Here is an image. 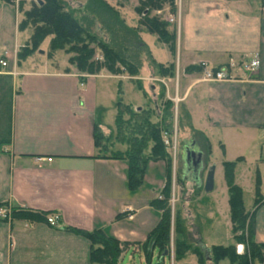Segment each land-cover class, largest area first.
Returning <instances> with one entry per match:
<instances>
[{
    "label": "crops",
    "instance_id": "0c3cea01",
    "mask_svg": "<svg viewBox=\"0 0 264 264\" xmlns=\"http://www.w3.org/2000/svg\"><path fill=\"white\" fill-rule=\"evenodd\" d=\"M17 26L15 6L0 1V58L8 63L0 71V207L36 210L58 221L53 227L0 220V264H91L90 242L70 229H101L127 244L125 252L143 255L139 244L160 221L152 201L161 198L165 184V176L158 172L156 179L153 171L165 164L149 161L142 184L130 190L127 162L107 158L125 148L111 146V133L98 121L104 108L98 79L119 78L48 65L32 69L25 67L27 60L17 64V50L26 42V37L20 41ZM175 29L177 62L169 50L166 61H157L148 48L156 62L181 68L177 96L192 127L209 143L212 136L221 138L220 144L255 134L264 138V4L186 0ZM254 55L260 66L250 75L243 63ZM201 62L229 69L234 79L204 81ZM97 129L106 138L104 151L94 145ZM263 209L264 202L254 214V236L261 244Z\"/></svg>",
    "mask_w": 264,
    "mask_h": 264
},
{
    "label": "trees",
    "instance_id": "16d2710c",
    "mask_svg": "<svg viewBox=\"0 0 264 264\" xmlns=\"http://www.w3.org/2000/svg\"><path fill=\"white\" fill-rule=\"evenodd\" d=\"M0 1L13 3V0ZM78 1L83 4L76 10L67 7L65 0H30L27 9H24L26 0L19 1L18 10L22 19L17 27L20 33H26V43L17 52V64L26 61L47 40L50 56L59 51L69 55V68L65 69L67 73L71 71L70 67H73L78 74L96 75L105 70L112 75L126 74L135 78L143 75L148 67L150 75L154 77H174L175 64L164 65L156 62L148 46L140 38V34L156 36L158 42L165 45L174 56L177 48L176 29L168 28L169 23L164 20L163 15L165 11L170 16L176 14L175 0H137L139 5L135 12L140 15L137 27L128 25L120 12L105 0ZM258 1L264 4V0ZM157 11H161V14L157 15ZM101 33L103 35H100ZM97 51L102 56V61L94 59ZM199 70L201 71L200 68ZM133 81L136 82L137 89L141 91L143 97L147 99L144 84L139 79ZM156 101L160 111L156 115L158 122H152L150 111L141 110L132 113L127 105L118 103L115 139L126 145V148L123 151H112L107 157L127 162L130 190H135L142 184L149 161L165 164V184L160 191L161 198L152 201V205L160 212V221L149 233L147 240L139 244L148 262L152 257V248L156 247L159 255L168 250L171 227L169 201L172 157L169 148L164 144L162 134L170 133L173 129V103L165 98L162 86L159 87ZM124 115L129 116L127 120H124ZM134 118H136L135 122L132 123ZM178 130L179 133L183 131L182 136L187 135L200 147L207 148L205 150L210 154L211 146L208 139L192 127L189 115L181 105L178 107ZM184 130L188 132L185 133ZM105 139L99 129L95 130L96 148L104 151ZM179 143H181L180 139ZM262 161L264 162V158ZM234 167L235 163H223L224 177L229 191L231 234L234 243L227 246H212L211 262L213 264H219L222 261H228L229 264H259L264 244L255 240L254 214L261 203L254 204L251 214L245 212L242 190L234 184ZM258 195H260L259 191L256 197ZM47 217V213L29 209L15 208L11 212L12 219H23L31 223L46 222ZM69 231L90 242L91 264H118L126 250L127 244H121L101 229L92 231L70 229ZM181 234L184 240L177 243L178 256L182 254L180 249L184 250L183 253L190 250L185 242V228ZM237 244L245 246V253L242 256L236 254ZM193 254L197 255V251H193ZM202 261L198 259L199 264H204Z\"/></svg>",
    "mask_w": 264,
    "mask_h": 264
},
{
    "label": "rangeland",
    "instance_id": "374dc122",
    "mask_svg": "<svg viewBox=\"0 0 264 264\" xmlns=\"http://www.w3.org/2000/svg\"><path fill=\"white\" fill-rule=\"evenodd\" d=\"M65 1L67 2V7L72 10L80 9L81 4H83L78 0ZM105 1L120 12L128 25L132 27L138 26L140 15L136 14L135 12V9L139 5L137 0ZM185 1L186 0L182 1L181 8H183ZM225 1L230 2L234 0ZM28 2H30V0H26L24 9L28 8ZM11 4L15 6L17 23H19V21L22 19V15L18 10V5L15 3ZM165 14L166 11L163 15V18H165L167 15ZM168 25V28L173 30L176 24L169 23ZM94 31L97 32L98 30ZM100 35L103 34L101 33ZM25 37L26 33H20L19 39L21 42ZM140 38H143L144 42L148 45L152 55L157 61L163 62L169 58L168 48L159 43L156 36L150 34H140ZM46 41L36 52L31 55L29 59H27L25 62V67L35 69L48 65L51 70L55 69L58 71L69 68V55L59 51L53 53L52 56H50ZM24 43L22 45H24ZM162 46H164L166 50ZM19 50L20 48H18L17 51ZM176 57L177 52L173 56L174 63L176 60L178 61V59L175 60ZM94 59L97 61H102V56L100 55L99 51H97L95 54ZM70 69L71 71H74L73 67H70ZM177 69L178 67L175 70L174 77L171 79V82L175 86L174 90L173 84H170V80L168 78H160L150 75L148 67L146 69L147 73L145 72L146 74L144 73L143 75L135 78L129 77L126 74L112 75L107 73L105 70H102L100 73L96 74L101 75L103 73L104 75L108 74L119 78V80L109 78L98 79L100 84L98 99L99 103L104 106L103 109L101 108L98 111V121L106 126V128L111 133V146L115 148H119L121 146L126 148V145L117 142L115 139V118L117 114L118 103L127 105L132 110V113L139 112L141 110L150 111L152 112V122H158L156 115H158L160 111L157 107L156 95L158 94L159 87L162 86L163 90L165 91V98L170 101L171 99H175L177 96V82L175 81L178 80V77L181 74V68H179L180 70ZM136 79H139L144 84L143 86L147 93V99H145L141 91L137 89L136 82L133 81ZM166 84L169 86L168 90ZM177 97L181 99L179 96ZM158 103H160V101H158ZM179 105H181V102L178 103L175 109V105L173 103V116L175 117L174 128L176 127V137L178 143L176 157L174 158L175 160H173V154L170 152L172 157V168L170 176L169 201L171 224L169 239L170 244L168 248L169 254L168 256H163L160 258L158 250L156 249L154 251V255L148 262L144 255H139V253H134V251L131 250L123 253L118 264H199L198 259L201 261L203 260L202 262L204 264H208L209 262L204 259L205 257L202 250L195 246L194 243L188 239L189 237L191 240L195 238L197 239V231L201 233L203 243L209 248H211L213 245L227 246L231 243H234L231 234L232 222L230 220L231 208L229 204V191L224 177L225 174L223 163L225 162L235 163L233 170L234 184L238 185L242 190L245 212H249V214H251L256 202H260L261 204L264 202V162L262 161V158H264V148H261L262 143H264V138L262 134H255L253 138H231L228 139L226 144L224 142L220 144L219 141H221V138H218V136H212L210 142V154H208L205 150L207 148L201 147L202 153H206L208 155L205 154V158L207 157L205 160L206 166L200 178V184L191 180H182L183 146L190 141V137H187V135L182 136L183 131L180 132L181 134L178 132ZM128 117L129 116L124 115V120H127ZM135 119L136 118L133 119L132 123L135 122ZM123 126H125V124H123ZM184 132L187 133L188 131L186 132V130H184ZM179 139L181 140V143H179ZM211 166L215 167L214 188L212 192L205 193L203 184L207 169ZM157 168L158 169L153 171V175L156 176V179H159V176H157L159 172L160 176L164 178L165 168L162 166ZM258 191L260 195L256 197V193ZM261 212V220L264 221V209ZM184 228L186 230L185 242L190 247V250L186 253H183L184 250L178 248L180 249V252H182V254H180L182 258H180V256L177 255V243L184 240L181 234ZM193 251H197V255L193 254ZM219 264L229 263L228 261H222L219 262Z\"/></svg>",
    "mask_w": 264,
    "mask_h": 264
},
{
    "label": "built area",
    "instance_id": "2783aa9c",
    "mask_svg": "<svg viewBox=\"0 0 264 264\" xmlns=\"http://www.w3.org/2000/svg\"><path fill=\"white\" fill-rule=\"evenodd\" d=\"M182 1L183 0H175V6H176V14L174 16H170L167 20H165L168 23H175L177 28L180 24V17H181V7H182ZM19 0H13V3L18 5ZM157 15L161 14V11L156 12ZM260 66V59L258 55H254L251 58H248L243 63L244 70L252 75L254 74ZM8 63L4 61L2 58H0V71L7 68ZM199 67L201 69L202 79L206 82H224V81H231L233 80V76L230 74V70L227 68H222L219 70L212 69L208 63L201 62L199 64ZM171 101L175 105V109L178 105V103L181 102V99H179L177 96L175 99H171ZM175 117L173 116V129L170 133L164 132L163 133V141L167 148L170 149V152L173 154V160L176 157L177 153V137H176V127L175 126ZM51 159H47V162H50ZM11 218V210L8 207H0V220H9ZM131 218V217H130ZM58 221V216L52 215L48 216L46 219V222L50 226H56ZM235 251L237 255L242 256L245 253V246L243 244H237L235 247ZM259 264H264V250H262L261 253V260Z\"/></svg>",
    "mask_w": 264,
    "mask_h": 264
},
{
    "label": "flooded vegetation",
    "instance_id": "af4514ba",
    "mask_svg": "<svg viewBox=\"0 0 264 264\" xmlns=\"http://www.w3.org/2000/svg\"><path fill=\"white\" fill-rule=\"evenodd\" d=\"M189 142L190 143H194V145L191 148H192V150L195 153L202 152L201 147L199 146V144L195 140H190ZM195 159H196V155H195V158H194V156L193 157L189 156L188 161L185 162L183 160V155H182V161H183V173H182L183 174V178H182V180L183 181L191 180L193 182L195 181L196 183H199L200 184V178H201L202 173L204 172L205 166H206V163H205V159H206L205 158V154L202 155V162L199 165H197V166L194 165ZM196 234H197V239L195 238V239L191 240L190 237L188 239L191 242H193L195 246L199 247L202 250V252L204 253L205 259L209 262L208 264H211L212 263L211 262V255H210V253H211L210 249L211 248L207 247L203 243L202 236H201V233H199V231H197ZM213 246H215V245H213ZM204 247H205V250H203ZM206 249L208 250V253H207V250ZM168 254H169V251L167 250V255Z\"/></svg>",
    "mask_w": 264,
    "mask_h": 264
},
{
    "label": "water",
    "instance_id": "95a60500",
    "mask_svg": "<svg viewBox=\"0 0 264 264\" xmlns=\"http://www.w3.org/2000/svg\"><path fill=\"white\" fill-rule=\"evenodd\" d=\"M41 52V51H40ZM194 145V143H186L184 146H183V160L186 162L188 161V158L189 156L195 158V155H196V159L194 161V165L197 166L199 165L201 162H202V155L203 153L202 152H197L195 153L193 150H192V146ZM188 163V162H187ZM186 163V164H187ZM214 171H215V167L214 166H211L207 169V172H206V177H205V180H204V184H203V189H204V192L205 193H210L212 192L213 188H214ZM205 250V247L204 249ZM207 250V249H206ZM152 255H153V248H152ZM207 253H208V250H207ZM167 255V251L164 252L163 255H160V258H162L163 256H166Z\"/></svg>",
    "mask_w": 264,
    "mask_h": 264
}]
</instances>
